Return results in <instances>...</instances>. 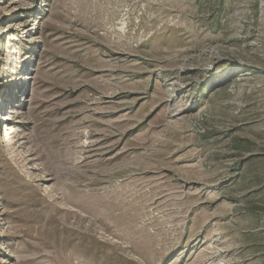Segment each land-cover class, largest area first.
<instances>
[{"label":"rangeland","instance_id":"1","mask_svg":"<svg viewBox=\"0 0 264 264\" xmlns=\"http://www.w3.org/2000/svg\"><path fill=\"white\" fill-rule=\"evenodd\" d=\"M0 264H264V0H0Z\"/></svg>","mask_w":264,"mask_h":264}]
</instances>
